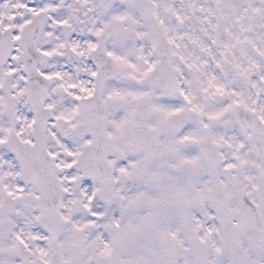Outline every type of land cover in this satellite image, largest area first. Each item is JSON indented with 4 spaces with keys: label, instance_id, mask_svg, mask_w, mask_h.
I'll use <instances>...</instances> for the list:
<instances>
[{
    "label": "snow or ice",
    "instance_id": "obj_1",
    "mask_svg": "<svg viewBox=\"0 0 264 264\" xmlns=\"http://www.w3.org/2000/svg\"><path fill=\"white\" fill-rule=\"evenodd\" d=\"M0 264H264V0H0Z\"/></svg>",
    "mask_w": 264,
    "mask_h": 264
}]
</instances>
